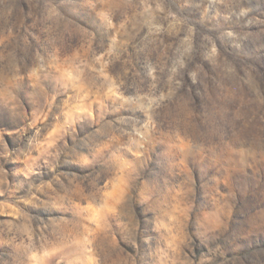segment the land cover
Listing matches in <instances>:
<instances>
[{
	"label": "rangeland",
	"instance_id": "obj_1",
	"mask_svg": "<svg viewBox=\"0 0 264 264\" xmlns=\"http://www.w3.org/2000/svg\"><path fill=\"white\" fill-rule=\"evenodd\" d=\"M0 264H264V0H0Z\"/></svg>",
	"mask_w": 264,
	"mask_h": 264
}]
</instances>
